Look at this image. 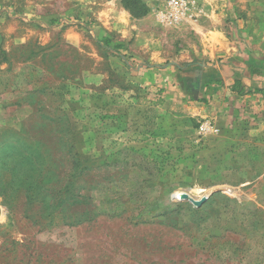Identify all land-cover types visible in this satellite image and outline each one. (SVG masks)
Returning a JSON list of instances; mask_svg holds the SVG:
<instances>
[{
	"label": "rangeland",
	"instance_id": "obj_1",
	"mask_svg": "<svg viewBox=\"0 0 264 264\" xmlns=\"http://www.w3.org/2000/svg\"><path fill=\"white\" fill-rule=\"evenodd\" d=\"M189 1L0 0V264H264V130L180 100L203 41L264 59V0Z\"/></svg>",
	"mask_w": 264,
	"mask_h": 264
},
{
	"label": "crops",
	"instance_id": "obj_2",
	"mask_svg": "<svg viewBox=\"0 0 264 264\" xmlns=\"http://www.w3.org/2000/svg\"><path fill=\"white\" fill-rule=\"evenodd\" d=\"M198 27L203 32H211L204 25L199 24ZM211 38L209 35L207 41L210 42ZM203 45V58L211 60L217 56V61L212 60V64L208 61L201 71H196L198 75L189 79L188 85L180 93L181 102L186 105L191 103V112L199 116L197 121L207 119L218 129L219 126L224 128L240 124L243 119L253 133L263 131L264 59L244 49L237 50L235 46L224 49L222 45L206 44L204 41ZM222 54L223 58H219ZM147 78H152L150 73ZM171 90L174 88L171 87ZM198 103L202 106L194 107ZM242 113L245 117H242Z\"/></svg>",
	"mask_w": 264,
	"mask_h": 264
},
{
	"label": "built area",
	"instance_id": "obj_3",
	"mask_svg": "<svg viewBox=\"0 0 264 264\" xmlns=\"http://www.w3.org/2000/svg\"><path fill=\"white\" fill-rule=\"evenodd\" d=\"M155 13L161 24H178L191 17L194 3L189 0H155ZM218 130L209 121L199 127L201 134H213Z\"/></svg>",
	"mask_w": 264,
	"mask_h": 264
},
{
	"label": "water",
	"instance_id": "obj_4",
	"mask_svg": "<svg viewBox=\"0 0 264 264\" xmlns=\"http://www.w3.org/2000/svg\"><path fill=\"white\" fill-rule=\"evenodd\" d=\"M203 202H204V199H202L201 201H198V202H190V203H192L196 207H199Z\"/></svg>",
	"mask_w": 264,
	"mask_h": 264
},
{
	"label": "bare ground",
	"instance_id": "obj_5",
	"mask_svg": "<svg viewBox=\"0 0 264 264\" xmlns=\"http://www.w3.org/2000/svg\"><path fill=\"white\" fill-rule=\"evenodd\" d=\"M183 199L187 200L188 202H193V201H189L187 197H182ZM198 202V201H197Z\"/></svg>",
	"mask_w": 264,
	"mask_h": 264
},
{
	"label": "trees",
	"instance_id": "obj_6",
	"mask_svg": "<svg viewBox=\"0 0 264 264\" xmlns=\"http://www.w3.org/2000/svg\"><path fill=\"white\" fill-rule=\"evenodd\" d=\"M124 1H126V0H123V2H124ZM144 10H145V12H146V9H144ZM145 12H144V13H145ZM104 41H105V40H104ZM106 42H107V41H106Z\"/></svg>",
	"mask_w": 264,
	"mask_h": 264
}]
</instances>
